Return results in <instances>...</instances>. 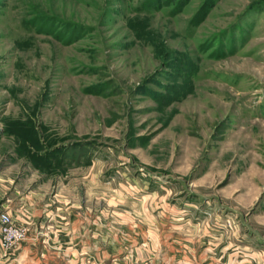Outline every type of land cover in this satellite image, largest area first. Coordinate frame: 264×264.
<instances>
[{"label": "rangeland", "instance_id": "obj_1", "mask_svg": "<svg viewBox=\"0 0 264 264\" xmlns=\"http://www.w3.org/2000/svg\"><path fill=\"white\" fill-rule=\"evenodd\" d=\"M97 180L230 216L264 258V0H0V213Z\"/></svg>", "mask_w": 264, "mask_h": 264}, {"label": "crops", "instance_id": "obj_2", "mask_svg": "<svg viewBox=\"0 0 264 264\" xmlns=\"http://www.w3.org/2000/svg\"><path fill=\"white\" fill-rule=\"evenodd\" d=\"M133 182L106 193V181L97 180L86 184L95 185L102 197L69 196L52 207L39 203L25 209L21 220L30 225L29 238L8 252L0 244V259L4 264H264V258L249 259L255 249L240 244L230 216L200 218L189 204L159 197L148 181ZM17 210L10 209L14 216Z\"/></svg>", "mask_w": 264, "mask_h": 264}, {"label": "built area", "instance_id": "obj_3", "mask_svg": "<svg viewBox=\"0 0 264 264\" xmlns=\"http://www.w3.org/2000/svg\"><path fill=\"white\" fill-rule=\"evenodd\" d=\"M24 211H20L19 214ZM24 223L18 222L11 213H0V244L2 248L9 250L28 238V227Z\"/></svg>", "mask_w": 264, "mask_h": 264}, {"label": "trees", "instance_id": "obj_4", "mask_svg": "<svg viewBox=\"0 0 264 264\" xmlns=\"http://www.w3.org/2000/svg\"><path fill=\"white\" fill-rule=\"evenodd\" d=\"M154 2V0H152ZM157 2H160L161 0H156ZM188 0H177V4H178V8H180L181 6H183L184 4L187 3ZM149 2V0H148ZM205 8V7H204ZM204 8H203V11H204Z\"/></svg>", "mask_w": 264, "mask_h": 264}]
</instances>
